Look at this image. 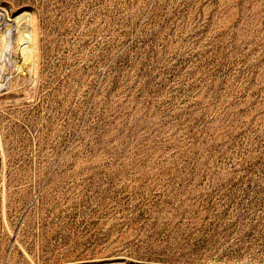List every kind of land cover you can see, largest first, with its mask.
I'll return each instance as SVG.
<instances>
[{"label":"rangeland","instance_id":"rangeland-1","mask_svg":"<svg viewBox=\"0 0 264 264\" xmlns=\"http://www.w3.org/2000/svg\"><path fill=\"white\" fill-rule=\"evenodd\" d=\"M21 8L0 264H264V0H0L12 40Z\"/></svg>","mask_w":264,"mask_h":264},{"label":"bare ground","instance_id":"bare-ground-1","mask_svg":"<svg viewBox=\"0 0 264 264\" xmlns=\"http://www.w3.org/2000/svg\"><path fill=\"white\" fill-rule=\"evenodd\" d=\"M11 20L16 27L13 40L10 37L9 26L0 29V69L4 68L3 56L13 42V52L18 56L15 70L17 73H23L25 70H32L35 64L38 36L36 37L33 12L29 8H21L13 13Z\"/></svg>","mask_w":264,"mask_h":264}]
</instances>
